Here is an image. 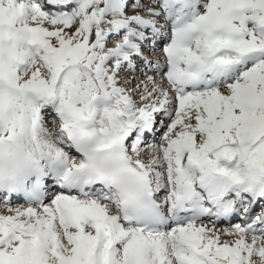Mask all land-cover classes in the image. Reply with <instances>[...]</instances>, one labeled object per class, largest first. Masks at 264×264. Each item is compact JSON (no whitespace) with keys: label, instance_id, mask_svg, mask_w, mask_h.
<instances>
[{"label":"snow or ice","instance_id":"6c2138e0","mask_svg":"<svg viewBox=\"0 0 264 264\" xmlns=\"http://www.w3.org/2000/svg\"><path fill=\"white\" fill-rule=\"evenodd\" d=\"M0 264H264V0H0Z\"/></svg>","mask_w":264,"mask_h":264}]
</instances>
